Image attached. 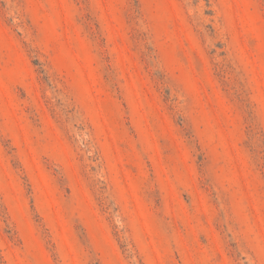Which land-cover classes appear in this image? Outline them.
Returning <instances> with one entry per match:
<instances>
[{
    "label": "rangeland",
    "instance_id": "1",
    "mask_svg": "<svg viewBox=\"0 0 264 264\" xmlns=\"http://www.w3.org/2000/svg\"><path fill=\"white\" fill-rule=\"evenodd\" d=\"M0 264H264V0H0Z\"/></svg>",
    "mask_w": 264,
    "mask_h": 264
}]
</instances>
